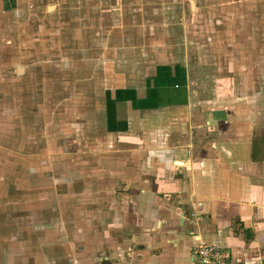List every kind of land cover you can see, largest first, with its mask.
Masks as SVG:
<instances>
[{"label": "crops", "instance_id": "1", "mask_svg": "<svg viewBox=\"0 0 264 264\" xmlns=\"http://www.w3.org/2000/svg\"><path fill=\"white\" fill-rule=\"evenodd\" d=\"M24 1L30 7L36 4L0 0V13L24 12L18 7ZM112 1L108 7L123 9ZM141 3L131 1L135 11L142 9ZM260 7L256 3L251 8L256 13ZM243 22L245 34L255 29L252 33L264 40V22L253 16ZM182 33L160 44H191L186 35L193 30ZM151 43L135 36L133 45L146 49ZM148 53L143 52L144 61L151 59ZM102 54V60H108L112 53ZM178 55L161 50L140 88L114 80L105 85L109 74L104 71L110 70L100 68L96 74L105 85L102 93L116 96L112 103L104 100L106 116L95 140L101 147L113 142L106 148L117 163L102 176V167L94 168L99 176L95 182L33 184L31 200L23 205L26 215L15 223L6 220L11 212L4 211L10 209L0 208V264H197L194 246L215 239L230 253L231 264H264V103L243 102L234 82L243 72H234L228 62L227 69V63L215 68L212 82L217 85L211 96L195 97L194 105L184 97L190 93V60ZM138 67L131 70L138 72ZM123 68H112L110 75L119 77ZM156 73L159 83H149ZM255 78L250 85L262 82ZM240 85L243 88V79ZM98 153L108 156L105 149ZM3 198L2 193L0 207Z\"/></svg>", "mask_w": 264, "mask_h": 264}, {"label": "rangeland", "instance_id": "2", "mask_svg": "<svg viewBox=\"0 0 264 264\" xmlns=\"http://www.w3.org/2000/svg\"><path fill=\"white\" fill-rule=\"evenodd\" d=\"M34 1L33 7L27 1L18 6L24 12L0 13V199L2 193L6 198L0 208L10 209L4 211L11 212L6 219L10 222L24 214L23 205L31 200L28 193L33 184L43 180L55 181L58 186L71 181L95 182L117 163L106 148L113 142L105 141L101 147L95 140L106 116L104 100L112 103L116 96L110 93L107 98L102 93L96 74L102 67L110 70L104 71L109 74L105 85L115 81L140 88L161 50L169 49L181 55L179 59L190 60L186 61L187 74L192 77L190 93L184 97L196 105V98L211 96L215 89V68L227 63V69L232 62L234 72H243L242 78L240 74L234 78L243 92V102L264 103V78L260 77L264 75V40L252 33L255 29L246 37L243 22L252 16L264 22V0H141L142 9L137 11L131 1L139 0H117L123 5L121 10L108 7L111 0ZM112 2L116 4V0ZM256 3L261 7L255 13L251 7ZM143 20L150 26L138 23ZM191 30L193 34L186 35V40L193 42L187 46L160 44L161 40L173 42L182 31ZM135 36L138 41L152 43L146 49L135 46ZM145 50L151 59L144 61ZM102 51L112 53L108 60H102ZM133 65H140L138 72L131 70ZM119 67H124L121 75L112 77L111 69ZM158 75L149 78V83L157 84ZM255 77L262 82L250 85ZM104 149L108 156L99 157L98 151ZM98 166L102 167L99 176L94 169ZM23 183L27 188L21 190ZM13 203L17 205L10 206ZM60 207L57 204V211ZM40 212L47 214V207Z\"/></svg>", "mask_w": 264, "mask_h": 264}, {"label": "built area", "instance_id": "3", "mask_svg": "<svg viewBox=\"0 0 264 264\" xmlns=\"http://www.w3.org/2000/svg\"><path fill=\"white\" fill-rule=\"evenodd\" d=\"M197 264H231L230 253L219 239L212 242L200 240L193 248Z\"/></svg>", "mask_w": 264, "mask_h": 264}, {"label": "water", "instance_id": "4", "mask_svg": "<svg viewBox=\"0 0 264 264\" xmlns=\"http://www.w3.org/2000/svg\"><path fill=\"white\" fill-rule=\"evenodd\" d=\"M174 162H175V163H181V162H180V161H178V160H174Z\"/></svg>", "mask_w": 264, "mask_h": 264}, {"label": "flooded vegetation", "instance_id": "5", "mask_svg": "<svg viewBox=\"0 0 264 264\" xmlns=\"http://www.w3.org/2000/svg\"><path fill=\"white\" fill-rule=\"evenodd\" d=\"M22 69L18 67V71L20 72Z\"/></svg>", "mask_w": 264, "mask_h": 264}]
</instances>
